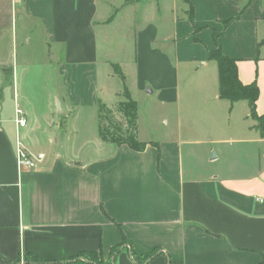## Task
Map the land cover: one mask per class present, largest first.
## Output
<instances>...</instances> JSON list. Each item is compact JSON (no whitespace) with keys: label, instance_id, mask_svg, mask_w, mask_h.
Instances as JSON below:
<instances>
[{"label":"crops","instance_id":"obj_1","mask_svg":"<svg viewBox=\"0 0 264 264\" xmlns=\"http://www.w3.org/2000/svg\"><path fill=\"white\" fill-rule=\"evenodd\" d=\"M127 1L0 0V42L11 33L14 48L20 30L45 65L56 63L53 78L60 87L42 116L16 98L13 115L2 118L0 111V264H26V256L71 264L82 253L97 252L107 260L121 245L116 264H138L132 251L140 260L158 251L142 264H260L264 138L248 102L221 99L219 68L209 59L217 34L224 56L237 62L239 80L258 83L256 110L264 115V0H190L192 23L187 4L177 8L179 0ZM116 14L119 20L109 23ZM121 57L129 60V72L114 63ZM211 62L216 64L206 72ZM9 65L1 54L0 69ZM182 70L197 82L196 96L180 93ZM93 78L114 107L124 85L132 91L131 80L161 108L175 106L174 128L164 116L161 139L142 141L138 132L147 144L138 153L104 144L100 130L91 151L89 142L73 146L68 121L88 108L79 98ZM115 78L121 85L112 88L107 83ZM10 84L0 70V94ZM100 104L89 108L98 111ZM16 107L27 119L19 130ZM18 135L31 153L46 157L35 171H18Z\"/></svg>","mask_w":264,"mask_h":264},{"label":"rangeland","instance_id":"obj_2","mask_svg":"<svg viewBox=\"0 0 264 264\" xmlns=\"http://www.w3.org/2000/svg\"><path fill=\"white\" fill-rule=\"evenodd\" d=\"M179 1L180 4H178L177 8H179V10L186 8V3H183L181 0ZM187 1L190 2V0ZM126 3H128L127 0ZM117 20H119V16H117V14L113 15L109 20V23H115ZM3 38L0 42V55L3 54V57L8 59L10 65L0 70L8 75L11 84L9 86L10 89L4 91L3 95L0 94V111L2 118L9 116L11 113V115H13L15 107L14 98L17 99V102L20 103V106L24 110L28 108L27 104L30 102L35 107L37 115L42 116L47 111L50 103H52L51 96L55 93L57 87H59L57 85V81H55L56 78H53L56 76L54 70L57 69V65L56 63H47L45 65V57L42 56V53L39 52V50L30 48L24 43L20 30L15 37L17 42L14 48H12V44L10 42L8 43L9 39L12 38L11 33L9 36H5ZM128 61L129 60L124 59V57H121V59H115L114 63L118 64L120 69L123 71L125 69V71L129 72L128 67H130V65ZM215 64L216 63L211 62L206 72H209ZM115 69H119V67L115 66ZM49 74L52 75L51 79H47ZM13 77H15L14 85L16 93L13 91ZM116 81L114 80L107 84L114 88L117 84L121 83L120 80L116 79ZM180 81L182 82L180 93L184 98L187 99L188 97L196 96L200 93V91L197 90V82L192 80V78L186 71L184 72V70L181 71ZM100 83H103L101 78ZM129 85L132 86V91H130L131 96L134 101L138 103L139 119L137 122V128L140 133L141 140L155 141L161 139L162 132L166 130L162 122L164 116L171 117L172 121L169 125L170 128H168L171 130L174 128V121L179 115L178 111L175 109V106L161 108L160 105L156 103V97H153L152 100H148L144 94L136 90V84H133L132 80ZM83 86L84 87L79 100L87 104L88 108L83 107L84 109H80L76 112V114L74 113L71 115L72 117L68 121L69 128L68 130L66 129V131L68 133L67 139L72 141L73 146L77 144L79 145V147H77L79 149L84 146L83 143L89 142L87 149L91 151L93 149V145H91L90 142L93 141V134H97V131L100 128V120L96 108L91 110L89 105L94 103L98 105V103L101 102L102 104L108 105V102H111L108 106L109 108L114 109L116 108L114 107L116 101L112 102V100L108 98L107 94L103 96L98 92V87L101 86L98 84V80L96 78H93L92 82L86 83ZM92 97L94 98V101L92 100ZM103 98L105 101L108 100L107 103L103 100ZM182 102L181 108L183 113L186 110V100L183 99ZM55 106H57V101L55 102ZM24 110L22 111L24 112ZM74 115H77V118L74 119ZM51 149H53V147L49 146V148L43 150L49 151ZM83 151L85 153L88 152L85 149H83Z\"/></svg>","mask_w":264,"mask_h":264},{"label":"trees","instance_id":"obj_3","mask_svg":"<svg viewBox=\"0 0 264 264\" xmlns=\"http://www.w3.org/2000/svg\"><path fill=\"white\" fill-rule=\"evenodd\" d=\"M189 8V20L193 22L194 8L187 0H184ZM232 21L226 23L229 26ZM216 49L210 56L209 60L215 61L219 68V96L222 100H228L231 104L246 101L249 104L250 118L256 122L255 129L258 130L260 136L264 138V115H259L256 110V103L260 97L258 83L245 85L239 80L237 62L224 56L223 51L218 44L220 36L214 34ZM197 43L201 41L196 40ZM119 78L124 82L125 78L122 70L115 69ZM121 98L122 102L115 108L110 109L107 106L100 104L98 107V115L100 120V140L104 144H111L117 147L127 145L134 152H143L147 144L141 143L138 140V104L132 99L129 90L124 85V90ZM125 245V244H124ZM122 246L115 247L112 250L110 257L104 260L101 253H82V255L74 258L71 264H116L115 260L122 250ZM158 251L140 260L136 253L132 251L134 260L138 264L146 263L147 260L157 256ZM260 264H264L262 257ZM26 264H46L39 258L26 256L24 258ZM20 264V261L19 263Z\"/></svg>","mask_w":264,"mask_h":264},{"label":"built area","instance_id":"obj_4","mask_svg":"<svg viewBox=\"0 0 264 264\" xmlns=\"http://www.w3.org/2000/svg\"><path fill=\"white\" fill-rule=\"evenodd\" d=\"M26 0H13L14 4L17 2H24ZM15 125L17 130L27 126V119L24 112L16 107L15 110ZM44 154H33L26 147H24L19 135L16 141V162L19 173L23 171H35L40 168L45 162Z\"/></svg>","mask_w":264,"mask_h":264},{"label":"water","instance_id":"obj_5","mask_svg":"<svg viewBox=\"0 0 264 264\" xmlns=\"http://www.w3.org/2000/svg\"><path fill=\"white\" fill-rule=\"evenodd\" d=\"M57 112L59 113V114H61V105H60V102L59 101H57Z\"/></svg>","mask_w":264,"mask_h":264}]
</instances>
